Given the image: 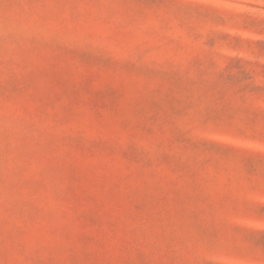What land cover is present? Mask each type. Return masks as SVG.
Wrapping results in <instances>:
<instances>
[{
	"label": "rangeland",
	"instance_id": "374dc122",
	"mask_svg": "<svg viewBox=\"0 0 264 264\" xmlns=\"http://www.w3.org/2000/svg\"><path fill=\"white\" fill-rule=\"evenodd\" d=\"M0 264H264V0H0Z\"/></svg>",
	"mask_w": 264,
	"mask_h": 264
}]
</instances>
